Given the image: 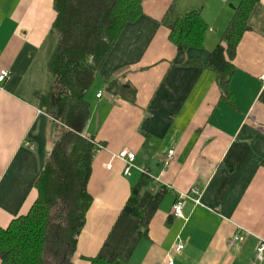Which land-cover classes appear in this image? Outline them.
I'll return each mask as SVG.
<instances>
[{
  "label": "crops",
  "instance_id": "obj_1",
  "mask_svg": "<svg viewBox=\"0 0 264 264\" xmlns=\"http://www.w3.org/2000/svg\"><path fill=\"white\" fill-rule=\"evenodd\" d=\"M241 2L143 0L142 15L121 31L87 93L85 135L105 147L92 161L93 202L74 263L264 264L255 259L264 239V0L253 5L236 50L232 99H222L214 70L184 64L207 61ZM193 10L208 25L204 43L179 52L170 25ZM55 18L53 0H0V73L10 72L0 81L3 227L36 201V180L60 132L39 100L53 84ZM114 79L135 90L134 101L124 90L108 91ZM125 147L136 153L130 175L112 158ZM146 170L141 224L127 201ZM194 188L201 203L186 199L185 219L175 217L173 203ZM236 233L242 239L229 247ZM180 240L185 247L176 252Z\"/></svg>",
  "mask_w": 264,
  "mask_h": 264
},
{
  "label": "trees",
  "instance_id": "obj_2",
  "mask_svg": "<svg viewBox=\"0 0 264 264\" xmlns=\"http://www.w3.org/2000/svg\"><path fill=\"white\" fill-rule=\"evenodd\" d=\"M259 0H242L222 40L207 61L190 57L187 66L211 68L216 72L222 99H232L234 59L251 9ZM143 0H53V28L57 44L48 62L51 89L39 97L40 107L59 124V134L49 150L35 187L38 197L29 212L0 226L2 264H76L78 237L93 202L88 191L92 161L98 142L85 135L91 107L87 93L128 23L143 13ZM208 29L199 11L193 10L170 25V40L179 52L201 48ZM109 92L124 90L134 101L135 90L112 80ZM103 145V144H102ZM104 146V145H103ZM145 171L132 187L127 205L143 223L140 193L149 182ZM91 264L101 262L89 258Z\"/></svg>",
  "mask_w": 264,
  "mask_h": 264
},
{
  "label": "built area",
  "instance_id": "obj_3",
  "mask_svg": "<svg viewBox=\"0 0 264 264\" xmlns=\"http://www.w3.org/2000/svg\"><path fill=\"white\" fill-rule=\"evenodd\" d=\"M10 72L8 69H3L1 70L0 73V81H4L8 76H9ZM262 78L264 79V73L262 74ZM100 94H98V96H100ZM105 146H103L102 144L98 143L97 144V152L101 151L104 149ZM173 155H174V150H170L169 151V157L168 159L165 161L166 164H168L172 159H173ZM112 158L114 159H118L120 160L123 165V173L124 175H130L131 174V170L133 167H135V161H136V153L134 150L125 147L120 149L119 151L116 152H112ZM108 167L111 168L112 167V163L108 164ZM199 190L197 188H194L192 190H190L189 192H182L177 199L175 200V202L173 203L172 206V214L177 217V218H181V219H185V214H184V206H185V202L186 199H192L196 204H200L201 200L199 197H194L193 194H198ZM242 239L240 233H236L229 241H228V246L231 247L233 246V244ZM185 247V241L180 240L176 246H175V251L176 252H180L184 249ZM255 259L259 262L264 260V239H260L257 246H256V252H255ZM168 264H175L174 260L172 258L168 259Z\"/></svg>",
  "mask_w": 264,
  "mask_h": 264
},
{
  "label": "rangeland",
  "instance_id": "obj_4",
  "mask_svg": "<svg viewBox=\"0 0 264 264\" xmlns=\"http://www.w3.org/2000/svg\"><path fill=\"white\" fill-rule=\"evenodd\" d=\"M93 84H96V82L94 81ZM93 84H92V85H93ZM104 91H105V90H104Z\"/></svg>",
  "mask_w": 264,
  "mask_h": 264
}]
</instances>
